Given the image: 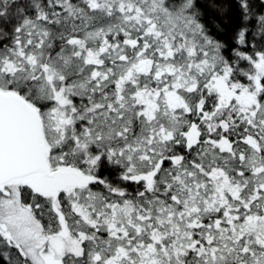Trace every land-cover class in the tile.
Returning <instances> with one entry per match:
<instances>
[{
    "label": "snow or ice",
    "instance_id": "6c2138e0",
    "mask_svg": "<svg viewBox=\"0 0 264 264\" xmlns=\"http://www.w3.org/2000/svg\"><path fill=\"white\" fill-rule=\"evenodd\" d=\"M0 264H264V0H0Z\"/></svg>",
    "mask_w": 264,
    "mask_h": 264
}]
</instances>
